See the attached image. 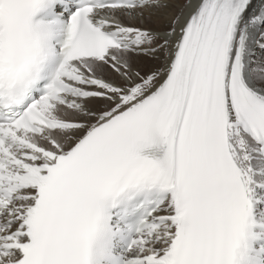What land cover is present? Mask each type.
<instances>
[{"label":"snow or ice","instance_id":"snow-or-ice-1","mask_svg":"<svg viewBox=\"0 0 264 264\" xmlns=\"http://www.w3.org/2000/svg\"><path fill=\"white\" fill-rule=\"evenodd\" d=\"M0 264H264V0H0Z\"/></svg>","mask_w":264,"mask_h":264}]
</instances>
